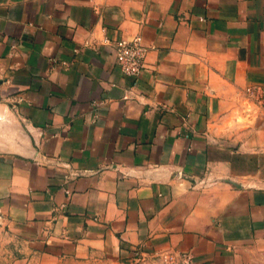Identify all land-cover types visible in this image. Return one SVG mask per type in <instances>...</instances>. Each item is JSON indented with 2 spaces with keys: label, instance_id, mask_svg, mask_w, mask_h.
Returning a JSON list of instances; mask_svg holds the SVG:
<instances>
[{
  "label": "crops",
  "instance_id": "obj_1",
  "mask_svg": "<svg viewBox=\"0 0 264 264\" xmlns=\"http://www.w3.org/2000/svg\"><path fill=\"white\" fill-rule=\"evenodd\" d=\"M137 36L154 49L127 77L113 44ZM250 87L264 0H0V264L9 240L50 263L264 264Z\"/></svg>",
  "mask_w": 264,
  "mask_h": 264
},
{
  "label": "built area",
  "instance_id": "obj_2",
  "mask_svg": "<svg viewBox=\"0 0 264 264\" xmlns=\"http://www.w3.org/2000/svg\"><path fill=\"white\" fill-rule=\"evenodd\" d=\"M117 65L127 77H139L146 68V59L154 49L141 36L132 39H122L113 44ZM246 93L258 101L264 100V89L250 87ZM137 259L146 263L148 258L143 253H137ZM155 264H193L191 254L175 249H165L152 254Z\"/></svg>",
  "mask_w": 264,
  "mask_h": 264
},
{
  "label": "rangeland",
  "instance_id": "obj_3",
  "mask_svg": "<svg viewBox=\"0 0 264 264\" xmlns=\"http://www.w3.org/2000/svg\"><path fill=\"white\" fill-rule=\"evenodd\" d=\"M263 162V167H264V156L262 159ZM248 165V162H247ZM18 251L17 246L15 245L14 241H10L7 243V254H8V262L6 264H15L17 262V264H80L77 263L75 261H71V260H60L58 262H47V261H42L40 259H34L33 256H31L30 254L24 253V256L22 259H20V257L16 254ZM30 252V248H28V253ZM82 264V263H81Z\"/></svg>",
  "mask_w": 264,
  "mask_h": 264
}]
</instances>
